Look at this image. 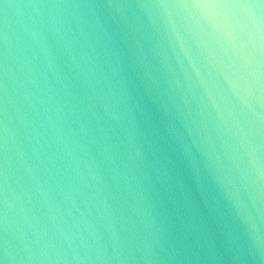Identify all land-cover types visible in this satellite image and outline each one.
Instances as JSON below:
<instances>
[{
  "label": "water",
  "instance_id": "obj_1",
  "mask_svg": "<svg viewBox=\"0 0 264 264\" xmlns=\"http://www.w3.org/2000/svg\"><path fill=\"white\" fill-rule=\"evenodd\" d=\"M0 264H264V0H0Z\"/></svg>",
  "mask_w": 264,
  "mask_h": 264
}]
</instances>
